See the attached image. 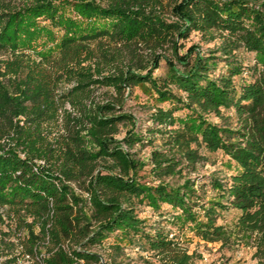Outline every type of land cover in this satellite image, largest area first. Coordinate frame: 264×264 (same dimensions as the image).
<instances>
[{
    "label": "trees",
    "instance_id": "trees-1",
    "mask_svg": "<svg viewBox=\"0 0 264 264\" xmlns=\"http://www.w3.org/2000/svg\"><path fill=\"white\" fill-rule=\"evenodd\" d=\"M172 226L264 264V0H0V264H193Z\"/></svg>",
    "mask_w": 264,
    "mask_h": 264
},
{
    "label": "rangeland",
    "instance_id": "rangeland-1",
    "mask_svg": "<svg viewBox=\"0 0 264 264\" xmlns=\"http://www.w3.org/2000/svg\"><path fill=\"white\" fill-rule=\"evenodd\" d=\"M164 1V5H165ZM165 13L168 15L167 8L165 7ZM219 40L211 42H203L200 39V36L196 33H192L189 38L184 42L186 46H189L192 43L199 44L201 50H207L208 48H214ZM244 63H253V54L243 52ZM165 65L162 62L161 66L155 71L156 75H163L165 73ZM151 101L148 97L144 96L138 89H134L132 95L127 98L125 109L130 112L137 120V126L144 132L148 126V116L149 109L148 103ZM211 120L216 121L214 116L210 117ZM138 155L145 157L149 151V147H143L142 149L136 148ZM234 169L228 167L226 159H222L221 155L214 154L211 155L209 160L202 162L198 165L199 175L208 174L211 172H219L220 174H229L233 172ZM141 216H145L151 220H155L157 216L153 211L145 206L141 207L140 211ZM236 217V212L234 210L228 211L225 216L218 220L219 223H222L230 228L233 227V221ZM10 230V227H5L4 229ZM176 233L175 227H171ZM3 229V230H4ZM177 234H180V240L184 247L187 248L189 254H195L193 264H261L258 259L254 256L255 249L251 245L252 243L246 244V241H236L230 246L221 245L220 242H204L198 239L193 231L185 227ZM10 237H4V241L9 240ZM92 251L98 252L106 260V264H146L142 259V256L146 254H139L135 251L126 248L124 254L117 256L114 261H111L107 256V249H101L98 246L92 248ZM27 258H20V263H33L35 259L30 257L29 261H26ZM86 264V263H81ZM88 264H97L91 262Z\"/></svg>",
    "mask_w": 264,
    "mask_h": 264
},
{
    "label": "built area",
    "instance_id": "built-area-1",
    "mask_svg": "<svg viewBox=\"0 0 264 264\" xmlns=\"http://www.w3.org/2000/svg\"><path fill=\"white\" fill-rule=\"evenodd\" d=\"M25 257L27 258V260H26V261L28 262V261H29V259H30V256H29V255H26ZM40 264H42V263H40Z\"/></svg>",
    "mask_w": 264,
    "mask_h": 264
}]
</instances>
